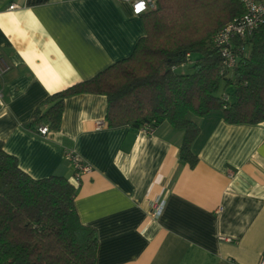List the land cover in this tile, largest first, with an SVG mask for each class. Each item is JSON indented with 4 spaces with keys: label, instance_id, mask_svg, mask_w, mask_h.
<instances>
[{
    "label": "crops",
    "instance_id": "0c3cea01",
    "mask_svg": "<svg viewBox=\"0 0 264 264\" xmlns=\"http://www.w3.org/2000/svg\"><path fill=\"white\" fill-rule=\"evenodd\" d=\"M144 33L125 0H0V57L10 65L0 77L4 149L36 179L74 182L69 150L90 165L75 205L96 230V264H258L264 121L231 124L221 110L198 118L194 166L179 157L183 130L165 121L152 134L110 126L101 93L68 96L47 135L27 127L50 95L129 56ZM158 197L164 209L153 217Z\"/></svg>",
    "mask_w": 264,
    "mask_h": 264
},
{
    "label": "trees",
    "instance_id": "16d2710c",
    "mask_svg": "<svg viewBox=\"0 0 264 264\" xmlns=\"http://www.w3.org/2000/svg\"><path fill=\"white\" fill-rule=\"evenodd\" d=\"M243 12L242 0H156L139 14L145 33L129 56L50 95L27 127L58 129L68 96L101 93L110 126L183 130L179 157L194 166L198 118L221 110L231 124L264 121V24L235 40L245 51L232 68L213 42ZM76 192L64 175L30 176L0 139V264H96V230L81 222Z\"/></svg>",
    "mask_w": 264,
    "mask_h": 264
},
{
    "label": "built area",
    "instance_id": "2783aa9c",
    "mask_svg": "<svg viewBox=\"0 0 264 264\" xmlns=\"http://www.w3.org/2000/svg\"><path fill=\"white\" fill-rule=\"evenodd\" d=\"M131 4L132 12L139 15L145 12L147 9L155 6L156 0H125ZM244 6V12L222 25L213 35V42L219 48L221 56L227 67L232 68L236 65L239 56L245 51L243 45L235 44V40L238 38H247L253 35V33L264 24V0H242ZM143 5L139 11H137L138 5ZM16 5H10V8H14ZM10 69V65L4 58L0 57V77ZM4 104L3 91L0 86V105ZM98 126H102L101 123ZM37 132L41 135H47L50 131L47 124H40L37 128ZM142 132L154 133L156 127L152 125H144L140 127ZM67 160L74 166L73 180L74 184H79L81 176L91 171L90 165L85 163L83 159L74 150H69L65 153ZM164 209V200L162 198H156L152 202V216L158 217ZM258 264H264V251L260 255Z\"/></svg>",
    "mask_w": 264,
    "mask_h": 264
},
{
    "label": "snow or ice",
    "instance_id": "6c2138e0",
    "mask_svg": "<svg viewBox=\"0 0 264 264\" xmlns=\"http://www.w3.org/2000/svg\"><path fill=\"white\" fill-rule=\"evenodd\" d=\"M143 7V5L141 4V5H138L137 6V11H139L140 10V8H142Z\"/></svg>",
    "mask_w": 264,
    "mask_h": 264
}]
</instances>
